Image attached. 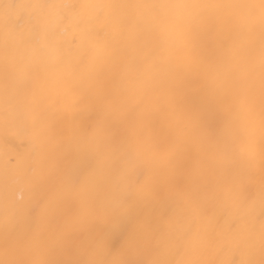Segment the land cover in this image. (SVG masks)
<instances>
[{"label": "snow or ice", "instance_id": "obj_1", "mask_svg": "<svg viewBox=\"0 0 264 264\" xmlns=\"http://www.w3.org/2000/svg\"><path fill=\"white\" fill-rule=\"evenodd\" d=\"M0 264H264V0H0Z\"/></svg>", "mask_w": 264, "mask_h": 264}]
</instances>
